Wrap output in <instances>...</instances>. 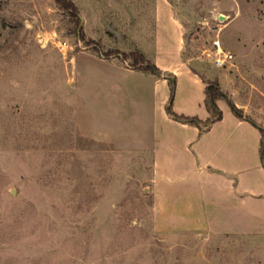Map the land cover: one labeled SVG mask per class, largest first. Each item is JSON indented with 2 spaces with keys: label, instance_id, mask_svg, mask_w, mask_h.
Segmentation results:
<instances>
[{
  "label": "rangeland",
  "instance_id": "rangeland-1",
  "mask_svg": "<svg viewBox=\"0 0 264 264\" xmlns=\"http://www.w3.org/2000/svg\"><path fill=\"white\" fill-rule=\"evenodd\" d=\"M71 1L79 27L54 0H0V264H264L262 229L156 217L153 155L138 145L154 99L112 65L134 68L114 52L142 47L147 62L178 66L155 0ZM164 1L182 24L184 65L264 129V0ZM154 35L170 57H156ZM214 39L232 54L221 67L205 57ZM166 76L167 108L200 117L192 81Z\"/></svg>",
  "mask_w": 264,
  "mask_h": 264
},
{
  "label": "crops",
  "instance_id": "crops-1",
  "mask_svg": "<svg viewBox=\"0 0 264 264\" xmlns=\"http://www.w3.org/2000/svg\"><path fill=\"white\" fill-rule=\"evenodd\" d=\"M133 11L143 12L139 18L146 20V3L138 4ZM152 12L154 23L167 19L174 27L175 54L171 56L169 50L165 51L155 35L153 39L145 38V41L154 46L156 57L164 54L175 57L178 60L177 69L156 63L160 71L156 75L117 63L112 65L122 74L136 77L142 86H147V94L154 99L149 113L152 118L148 139L138 145L149 149L153 155L156 217L178 219L184 225L202 224L214 232L256 234L259 229L264 231V166L259 153V129L218 100L216 104L222 116L208 125L179 121L167 112L171 86L166 74L175 78L182 74L192 81L198 91L197 96L189 92L187 101H197L202 115L193 116L179 109L171 111L196 117L202 122L210 117L204 103L205 82L202 76L181 60V22L171 5L164 0H155ZM157 23L155 26L158 28ZM136 50L143 54L142 47L129 52ZM177 97L178 92H175L173 104Z\"/></svg>",
  "mask_w": 264,
  "mask_h": 264
},
{
  "label": "trees",
  "instance_id": "trees-1",
  "mask_svg": "<svg viewBox=\"0 0 264 264\" xmlns=\"http://www.w3.org/2000/svg\"><path fill=\"white\" fill-rule=\"evenodd\" d=\"M54 1L61 10L68 12L73 17V21L79 27L80 16H79V11H78L77 6L71 0H54ZM114 53H117V54L119 53L118 55H120L122 58H126V57L133 58V63H131V66L134 68H137L139 70H144V71H150L156 75L160 74V71L158 70V68L151 62H147L143 54L140 53L138 50L129 52V53H120L118 51ZM101 54H102V57L108 58L111 52L110 51H107L104 53L101 52ZM144 62L145 64H143ZM204 93H205V100H204L205 107L207 108L208 111L215 113V116L213 118H207L204 122H202L196 117H186L183 115L175 114L174 112L170 111L169 107L167 108V112L176 120L185 121V122H188L194 125H199L200 123H204L205 125H208L214 121L219 120L222 116V113L217 107L216 99L219 96L225 97V95L222 93L217 83L214 81L205 82ZM170 96H172V92ZM228 105L231 108V110L235 113V115H237L238 117H241L242 115L241 112L238 110V108H236V106L233 103L229 102ZM254 125L259 129L261 133L259 153H260L262 164L264 166V129L259 127L257 124H254Z\"/></svg>",
  "mask_w": 264,
  "mask_h": 264
},
{
  "label": "built area",
  "instance_id": "built-area-1",
  "mask_svg": "<svg viewBox=\"0 0 264 264\" xmlns=\"http://www.w3.org/2000/svg\"><path fill=\"white\" fill-rule=\"evenodd\" d=\"M205 57L210 59L215 66H224L232 59V54L224 50L218 39L212 40L210 47L205 50Z\"/></svg>",
  "mask_w": 264,
  "mask_h": 264
},
{
  "label": "water",
  "instance_id": "water-1",
  "mask_svg": "<svg viewBox=\"0 0 264 264\" xmlns=\"http://www.w3.org/2000/svg\"><path fill=\"white\" fill-rule=\"evenodd\" d=\"M251 121V120H250ZM253 124H255L253 121H251Z\"/></svg>",
  "mask_w": 264,
  "mask_h": 264
}]
</instances>
